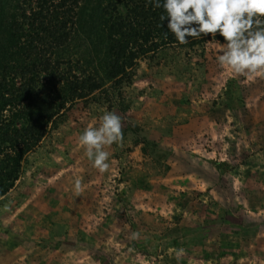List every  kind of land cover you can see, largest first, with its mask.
Wrapping results in <instances>:
<instances>
[{
	"label": "rangeland",
	"instance_id": "rangeland-1",
	"mask_svg": "<svg viewBox=\"0 0 264 264\" xmlns=\"http://www.w3.org/2000/svg\"><path fill=\"white\" fill-rule=\"evenodd\" d=\"M216 39L152 49L68 106L0 198V264H264V72L222 67ZM105 111L123 139L100 172L79 137Z\"/></svg>",
	"mask_w": 264,
	"mask_h": 264
},
{
	"label": "trees",
	"instance_id": "trees-1",
	"mask_svg": "<svg viewBox=\"0 0 264 264\" xmlns=\"http://www.w3.org/2000/svg\"><path fill=\"white\" fill-rule=\"evenodd\" d=\"M83 1L0 0V198L15 187L26 155L63 121L68 106L108 82L124 85L152 49L179 44L168 20L160 19L163 8L148 0H100L83 38ZM209 37H190L188 44ZM44 77L50 87L42 85Z\"/></svg>",
	"mask_w": 264,
	"mask_h": 264
},
{
	"label": "clouds",
	"instance_id": "clouds-1",
	"mask_svg": "<svg viewBox=\"0 0 264 264\" xmlns=\"http://www.w3.org/2000/svg\"><path fill=\"white\" fill-rule=\"evenodd\" d=\"M154 8H163L168 20V31L180 45L189 38L223 37L217 53L218 63L227 66L235 75L264 72V0H148ZM163 25L161 24L160 27ZM123 139L122 118L105 111L99 127L84 129L79 143L87 157L100 172L110 165L106 146ZM77 191L81 180L75 181Z\"/></svg>",
	"mask_w": 264,
	"mask_h": 264
}]
</instances>
